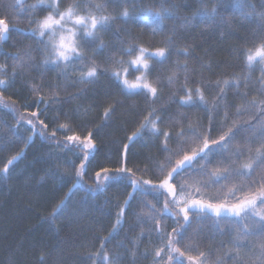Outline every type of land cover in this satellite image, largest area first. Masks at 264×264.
<instances>
[{
  "label": "trees",
  "instance_id": "trees-1",
  "mask_svg": "<svg viewBox=\"0 0 264 264\" xmlns=\"http://www.w3.org/2000/svg\"><path fill=\"white\" fill-rule=\"evenodd\" d=\"M32 2L37 0H24L21 7L18 0H0V16L15 19V27L19 29L12 31L6 42H0V65L6 66L8 74L5 78L11 80L12 73H16L12 86L2 93L3 100H0V264H41L42 258L43 264H100L97 256L102 252L116 264H155L153 253L164 246V241L155 231L151 218L159 219L160 227L166 226L168 233L182 227L176 225L174 218L164 215L167 197L154 191L137 192L130 206L125 207L132 193L129 181H102L101 190L97 188L95 174L102 168L115 169L123 165L135 173L136 178L155 182L156 164L166 163L167 154L162 151L163 138L140 127L151 118V109L155 108L164 121L157 127L173 133L182 128L188 131L189 121L193 127L198 124L208 127L210 111H206L205 105L192 108L174 103L182 95L184 73L180 74L181 83L175 85H168L166 78L177 67V61L181 67L185 64V58L175 53L166 63L151 62L156 70L154 75L161 78L159 99L154 105L142 95L124 94L110 72L93 83L81 84L76 76L65 78L59 69L43 67L38 53L34 66H20L11 57L36 47L35 40L28 34L34 27L31 21L46 14L39 11L25 14ZM69 2L71 0H65ZM78 2L107 5L105 14L116 18L109 30L101 33L107 49L95 56L100 65L111 67L109 56L119 55L128 42L152 50L167 45L189 52L187 75L190 81H202L199 86L204 88L209 105L218 95L215 82L233 78H239L241 86L225 89L224 104L229 106L230 116H235L242 94L247 93L250 100L264 99L260 95L264 87L260 83V67L248 69L242 55L246 47L264 38V0H243L242 4L238 0ZM162 4L172 16L161 23L148 15L147 10H159ZM125 7L130 15L122 19ZM214 7L217 10L214 18H201V12ZM169 39L175 43L169 45ZM85 51L92 54L89 49ZM33 85L39 87V94L33 91ZM188 86L194 89L198 85L190 82ZM41 97L43 103L35 107ZM53 99L58 103H53ZM6 104L12 105L15 111L5 107ZM109 106L114 107L115 114L105 119L103 113ZM32 112H39V119L48 125L47 136L39 134L40 126L37 134L30 130L26 118L35 120ZM212 115L219 129L223 117ZM259 116L257 112L256 117ZM256 122L255 118L250 120L252 124ZM61 123H71L82 138L84 128L93 133L96 151L81 177L77 172L82 153L62 146V131H57L55 140L51 137L50 130L59 128ZM137 131L143 134L130 142L128 138ZM217 134L218 131L213 133ZM257 135L254 131L242 132L237 143L249 140L254 147L259 146ZM124 145L128 146L126 156ZM168 146L177 147L174 141ZM14 156L18 159L8 165ZM5 165L9 169L6 174ZM107 175L121 174L112 171ZM118 205L125 208L122 217H118ZM118 218L120 223H117ZM238 227L231 218L220 221L219 225L214 219L203 218L188 229L185 243L191 242L193 247L205 252L210 264H215L217 259L223 264H239L228 254L233 249ZM245 243L255 247L259 240L252 237Z\"/></svg>",
  "mask_w": 264,
  "mask_h": 264
},
{
  "label": "snow or ice",
  "instance_id": "snow-or-ice-1",
  "mask_svg": "<svg viewBox=\"0 0 264 264\" xmlns=\"http://www.w3.org/2000/svg\"><path fill=\"white\" fill-rule=\"evenodd\" d=\"M238 2L242 4L243 0ZM18 5L22 7L24 0H18ZM106 8L107 5L94 2L85 4L78 0H71L69 3H65V0H37L29 10L46 14L31 21L34 27L28 34L35 40L36 47L29 48L23 55L12 56L11 59L18 61L22 67L34 66L38 53L43 67L51 70L59 69L65 78L76 76L77 82L81 84L93 83L99 76L110 72L124 94L142 95L154 105L159 99L161 78L159 75H154L156 70L151 62L156 60L158 63H166L173 53L183 56L185 64L181 67L177 61V67L166 78L168 85H175L181 83L180 74L184 73L181 84L182 95L174 103L180 107L192 108L205 105L206 111H210L208 127L202 124L193 127L192 122L189 121L188 131H184L183 128L175 133L162 131L157 125L163 124L164 121L160 119L156 109L152 108L149 112L151 118L140 127L150 131L154 136L162 137V151L167 154L166 163L156 164L155 182L152 179L136 178L135 173L122 165L115 169L102 168L97 171L95 174L97 188L103 190L102 181L127 179L132 193L125 201V207L130 206V201L135 198L137 192L154 191L167 197L163 209L164 215L174 218L176 225L182 227L179 231L173 228L172 232L168 233L166 226L160 227L159 219L155 216L151 218L156 225L155 231L164 241V246L153 253L156 258L155 264H173V262L174 264H210L205 252L193 247L191 242L185 243L188 229L192 228L194 222L199 223L203 218L214 219L218 225L220 221L231 218V222L239 227L236 229L233 249H230L228 254L232 255L233 260L239 261V264H264V99L250 100L248 94L244 93L241 95L242 103L236 108L235 116H230L229 106L224 104L225 89L241 86L239 78H233L231 81L224 79L215 82L218 95L209 105L204 88L199 86L202 85V81H190L187 75L189 72L187 60L191 58L189 52L177 51L167 45L152 50L142 44L128 42L127 46L120 50L119 55L109 56L111 67L100 65L95 56L107 49L101 33L108 31L110 24L116 19L105 14ZM216 11L215 7L211 11L205 9L199 15L202 19L214 18ZM147 14L161 23L172 16L163 4L160 5L159 10L148 9ZM129 15L125 7L121 12V18L127 19ZM15 24V19L0 16V42H6L12 31H19ZM174 43V40H168L169 45ZM86 49L91 50L92 54H86ZM242 55L248 69L251 70L257 65L260 67L262 73L260 83L264 85V38L255 45L246 47ZM76 65L81 67L77 68ZM7 75L6 66L0 65V100H3L2 93L12 86L16 73H12L11 80L5 78ZM190 82L198 86L193 89L188 86ZM33 91L39 94L40 89L33 85ZM55 95L53 93V96ZM260 95L264 97V87H261ZM52 102L58 103L56 99ZM41 103L43 97L34 106L38 107ZM5 107L15 111L12 105L6 104ZM257 112L260 114L259 117H256ZM212 113L223 117L219 129ZM114 114L115 110L112 106L107 107L103 113L105 119H110ZM31 117L35 120L26 118L27 124L31 126L30 130L37 134V127L40 126L39 134L47 136L45 130L48 129V125L39 119V112H32ZM253 118L257 121L255 124L250 123ZM238 123L239 127H237ZM57 131H62L64 136L63 147L69 151L82 153L77 176H83L89 158L96 151L92 131L84 128L85 134L82 138L73 129L71 123H61L59 128L50 130L54 140ZM217 131L218 134L213 135ZM246 131H254L258 134L259 146L254 147L249 140L237 143V137ZM142 134L140 131L134 132L128 139L131 142ZM173 141L177 146L175 149L168 146ZM127 147L124 145L125 156ZM16 159L18 157H12L8 165ZM8 170V166L5 165L3 172L6 174ZM112 171L121 175H107ZM77 183H80L79 179ZM117 207L118 217H122L125 208L119 205ZM117 223H120L119 218ZM252 237L259 240L255 247H249L245 243ZM103 247L102 243L101 248ZM161 253L164 255L162 256ZM97 258L100 264H116V261L110 260L104 252L99 253ZM215 264H223V261L217 259Z\"/></svg>",
  "mask_w": 264,
  "mask_h": 264
},
{
  "label": "rangeland",
  "instance_id": "rangeland-1",
  "mask_svg": "<svg viewBox=\"0 0 264 264\" xmlns=\"http://www.w3.org/2000/svg\"><path fill=\"white\" fill-rule=\"evenodd\" d=\"M34 2H32V4H33ZM32 4H30V5H28V8H30V6L32 5ZM29 12H30V10L28 11V13L27 12H25V14H29ZM155 197H157V201L158 202H160L161 201V198L159 197V196H155Z\"/></svg>",
  "mask_w": 264,
  "mask_h": 264
}]
</instances>
